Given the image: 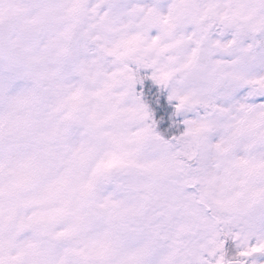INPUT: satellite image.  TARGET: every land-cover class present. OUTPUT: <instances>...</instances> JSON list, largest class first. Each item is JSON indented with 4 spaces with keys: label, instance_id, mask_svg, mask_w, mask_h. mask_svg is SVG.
Wrapping results in <instances>:
<instances>
[{
    "label": "snow or ice",
    "instance_id": "6c2138e0",
    "mask_svg": "<svg viewBox=\"0 0 264 264\" xmlns=\"http://www.w3.org/2000/svg\"><path fill=\"white\" fill-rule=\"evenodd\" d=\"M0 264H264V0H0Z\"/></svg>",
    "mask_w": 264,
    "mask_h": 264
}]
</instances>
